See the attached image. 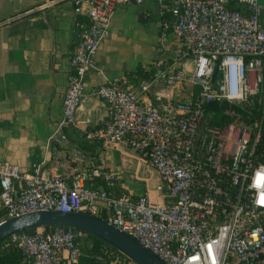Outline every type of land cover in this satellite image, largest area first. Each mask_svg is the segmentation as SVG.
Segmentation results:
<instances>
[{
    "label": "built area",
    "instance_id": "built-area-1",
    "mask_svg": "<svg viewBox=\"0 0 264 264\" xmlns=\"http://www.w3.org/2000/svg\"><path fill=\"white\" fill-rule=\"evenodd\" d=\"M85 1V19L75 22L55 131L76 122L85 74L110 34L116 8V0ZM171 5L172 18L162 22L161 31L170 29L179 39L177 65L155 60L152 78L140 80L139 90L146 93L154 81H186L200 85L196 95L186 100L156 95L158 103L152 104L125 76L111 77L93 89L107 117L84 133L139 152L165 187L166 198L155 201L145 192L115 195L85 184V171L67 180L61 174L42 176L37 165L25 174L17 164L1 161L4 216L80 210L101 214L167 264H264V0H173ZM189 58L192 66L185 75ZM219 100L246 105L248 114L231 111L222 123H209L205 105ZM85 234L54 225L7 238L20 251V264H62L76 258Z\"/></svg>",
    "mask_w": 264,
    "mask_h": 264
},
{
    "label": "crops",
    "instance_id": "crops-1",
    "mask_svg": "<svg viewBox=\"0 0 264 264\" xmlns=\"http://www.w3.org/2000/svg\"><path fill=\"white\" fill-rule=\"evenodd\" d=\"M172 2L116 0L110 34L99 43L93 66L85 74L76 122L62 129L70 141L66 144L54 140L55 122L62 111L75 22L85 19L86 1L0 0V162L15 163L25 174L37 165L42 176L61 174L67 180L85 171L89 173L85 184L109 193L145 192L155 201L165 199L163 185L159 191L152 190L147 178L139 175L143 167L156 176L139 152L124 142L87 139L84 133L107 117L108 109L93 89L114 76H125L152 104L158 103L156 95L161 100L193 97L194 85L186 81L172 85L154 81L146 93L139 90L140 80L152 78L155 60L177 65L179 39L170 29L161 31L162 22L172 18ZM191 66L189 58L185 75ZM139 69L150 74L140 77L135 73ZM72 148L85 157L75 156ZM4 214L0 204V221Z\"/></svg>",
    "mask_w": 264,
    "mask_h": 264
},
{
    "label": "water",
    "instance_id": "water-1",
    "mask_svg": "<svg viewBox=\"0 0 264 264\" xmlns=\"http://www.w3.org/2000/svg\"><path fill=\"white\" fill-rule=\"evenodd\" d=\"M54 140H62L66 144H70V141L66 140V135H64L62 130L56 131ZM72 152L77 157L78 155L85 157V155L81 154L75 148H72ZM139 175L147 178V183L150 188H153L152 190L159 191L162 188L159 177L157 175L152 176L145 168H140ZM54 225L74 227L77 230L81 229L100 237L102 241L108 242L117 248L131 262L136 264H167L158 256L154 255L147 247L138 242L135 237L129 236L125 231L120 230L97 215L80 210L36 209L5 217L0 221V243L4 238H7L16 231L22 229L28 230L36 226Z\"/></svg>",
    "mask_w": 264,
    "mask_h": 264
},
{
    "label": "trees",
    "instance_id": "trees-1",
    "mask_svg": "<svg viewBox=\"0 0 264 264\" xmlns=\"http://www.w3.org/2000/svg\"><path fill=\"white\" fill-rule=\"evenodd\" d=\"M230 5L232 1L229 2ZM237 7H241L238 5ZM140 77H147L150 73L137 70L135 72ZM219 78V72L215 69L212 74V81L216 84ZM199 84H194L193 87V97L196 95ZM245 108H249L244 105L243 107L236 105L234 103H228L227 100L211 101L205 105V112L209 123H222L224 120L229 118V112L233 111L235 113H240L242 116L248 114ZM252 108V107H250ZM254 108H252L253 110ZM255 115V110L252 112ZM264 131V130H263ZM115 193V192H114ZM113 193V194H114ZM124 192L117 191L115 195ZM99 217L104 218L101 214ZM264 223V218H263ZM47 227V226H46ZM34 228V227H32ZM29 228V229H32ZM28 229V230H29ZM8 238H4L0 243V264H20L21 263V253L16 248ZM62 264H136L131 262L122 252L117 248L109 244L108 242L102 241L100 237H97L91 233L85 234L82 239H80L78 246V254L74 260L65 259Z\"/></svg>",
    "mask_w": 264,
    "mask_h": 264
},
{
    "label": "rangeland",
    "instance_id": "rangeland-1",
    "mask_svg": "<svg viewBox=\"0 0 264 264\" xmlns=\"http://www.w3.org/2000/svg\"><path fill=\"white\" fill-rule=\"evenodd\" d=\"M219 72V70H217Z\"/></svg>",
    "mask_w": 264,
    "mask_h": 264
}]
</instances>
